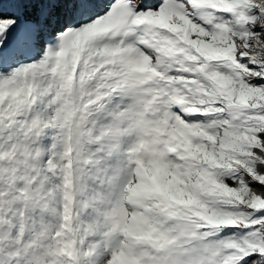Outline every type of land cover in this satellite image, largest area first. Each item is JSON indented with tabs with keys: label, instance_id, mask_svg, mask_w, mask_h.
Here are the masks:
<instances>
[{
	"label": "snow or ice",
	"instance_id": "6c2138e0",
	"mask_svg": "<svg viewBox=\"0 0 264 264\" xmlns=\"http://www.w3.org/2000/svg\"><path fill=\"white\" fill-rule=\"evenodd\" d=\"M0 264H264V0H0Z\"/></svg>",
	"mask_w": 264,
	"mask_h": 264
}]
</instances>
